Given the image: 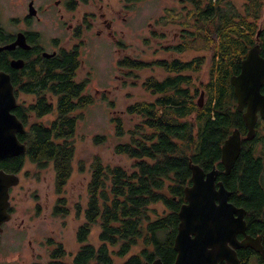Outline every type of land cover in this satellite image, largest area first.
Wrapping results in <instances>:
<instances>
[{
  "label": "trees",
  "instance_id": "1",
  "mask_svg": "<svg viewBox=\"0 0 264 264\" xmlns=\"http://www.w3.org/2000/svg\"><path fill=\"white\" fill-rule=\"evenodd\" d=\"M122 1L124 9L129 10L131 4L143 0ZM176 1L186 9L182 41L165 50L177 54L205 51L208 78L205 82L199 78L205 65L203 56L153 62L127 56L117 60V67L130 77L152 66L165 74L160 80L148 77L141 84L153 97L152 101H139L127 107L129 116L141 119L134 130L125 131L119 118L112 119L117 138L129 135L126 143L114 146V154L132 159L133 171L104 166L94 158L86 189L88 200L85 208L76 206L77 214L84 220L76 233L80 248L71 262L66 263L67 253L56 244L46 264H116L112 255L126 259L132 249L135 251L123 264L154 259L171 264L175 256L177 213L184 203L183 190L191 185L190 163L204 172L216 168L217 180L231 193L229 201L246 211V234L260 237L264 249V155L254 146L263 142L264 122L261 121V133L255 131L251 142L242 141L240 155L229 176H224L220 163L221 146L231 132L237 129L244 137L247 131L236 110L230 78L239 74L242 60L254 45L260 47L264 58V0ZM238 2L241 7L237 6ZM80 65L77 50L62 52L34 74L30 73L34 85L29 92L37 97L35 106L19 104L13 110L28 126L21 136V141H26V154L0 161V169L6 173L20 172L26 158L38 169L52 164L56 194L62 193L72 173L75 151L72 139L79 120L74 113L93 103V98L85 94L89 79L76 80ZM45 92H52L57 100L56 116L48 126L39 122L52 113L54 106L45 98ZM201 92L204 101L199 108L197 97ZM261 93L264 95V84ZM102 141L103 137L94 139L96 145ZM157 205L167 212L158 216ZM10 212H13L11 208ZM67 215L64 200L57 199L53 216ZM95 224L100 230L98 247L87 244L89 231ZM109 247L118 251L111 253ZM237 257L240 264H250L253 258L256 264H264L261 255L251 249L238 250Z\"/></svg>",
  "mask_w": 264,
  "mask_h": 264
},
{
  "label": "rangeland",
  "instance_id": "2",
  "mask_svg": "<svg viewBox=\"0 0 264 264\" xmlns=\"http://www.w3.org/2000/svg\"><path fill=\"white\" fill-rule=\"evenodd\" d=\"M91 1L103 5L104 19L111 22V27L106 29L99 24L101 21L96 19L92 23L94 29L84 33V44L80 49L81 67L76 80L80 82L89 79L85 94L93 98V103L74 113L79 120L72 139L75 149L71 164L72 173L62 193L56 194L52 164L45 169H38L28 159L25 160L26 165L20 173V181L10 193V207L13 212H10V221L2 227L0 264H46L49 261V253L56 244H60L67 253L64 261L70 263L80 248L76 242V233L84 222L80 213L77 214L76 206L85 208L88 200L86 189L94 158H98L104 166H119L128 172L133 171L132 159L114 154V146L126 143L129 135L117 138L112 119L119 118L125 131L134 130L141 119L137 116H129L126 113L127 107L139 101H152L153 97L143 90L141 84L148 77L160 80L165 74L156 66H152L144 71L135 72L137 78L133 74L131 77L127 76L126 71L117 67V60L120 57L127 56L144 62H153L177 58L191 60L203 56L205 65L201 69L199 78L201 82H205L208 78V54L205 51L189 50L177 54L165 50L182 41L186 9L184 10V6L176 0H143L131 4L129 10L124 9L122 0ZM241 5V2L237 3L238 7ZM7 10L6 5L3 13ZM92 10V8L81 10L79 8L76 19L80 21L84 13ZM13 11L18 13L20 8L16 6ZM51 27L49 22L47 26H40V29L51 35ZM62 29L59 24L56 32L66 40L68 34L63 33ZM97 31L100 35L96 33ZM106 35L112 38H104ZM118 42L123 44L124 49ZM17 99L19 103H31L30 96L21 95ZM111 103L113 106L110 105ZM54 111L56 112V109ZM55 116L56 113L45 116L41 122L48 125ZM261 126L262 123L259 133L262 131ZM96 136L103 137V143L96 145L94 143ZM254 146L258 153L264 155V136L263 142H257ZM262 183L264 185V172ZM57 199L64 200L68 211L65 218L55 217L52 214ZM155 207L158 216L167 212L163 206ZM99 233L98 225H93L89 231L87 244L98 247ZM109 250L111 253L118 251L117 248L110 247ZM134 251L135 249H132L128 256ZM112 259L116 264H123L126 261V259H117L115 255H112ZM250 264H256V260L253 258Z\"/></svg>",
  "mask_w": 264,
  "mask_h": 264
},
{
  "label": "water",
  "instance_id": "3",
  "mask_svg": "<svg viewBox=\"0 0 264 264\" xmlns=\"http://www.w3.org/2000/svg\"><path fill=\"white\" fill-rule=\"evenodd\" d=\"M16 68H22V65ZM1 83L5 85L3 94H0V160H3L25 153L26 145L20 143L16 136L23 135L25 130L19 119L12 114L17 102L9 77L3 73L0 74ZM230 83L236 99V110L241 114L247 131L242 137L237 129L233 130L221 146L220 163L226 177L230 175L240 155L242 141H252L258 119L264 120V95L261 93L264 58L260 55L258 45L247 51L239 74L232 76ZM203 96L201 92L199 108L203 105ZM189 170L191 185L183 190L184 203L177 213L173 264H240L237 251L241 249H251L260 254L264 261L260 237L252 238L246 234V211L229 201L231 193L222 181L217 180L216 168L204 172L198 165L190 163ZM18 183L17 175L0 169V237L1 226L11 219L8 212L9 189ZM149 264L162 263L155 259Z\"/></svg>",
  "mask_w": 264,
  "mask_h": 264
},
{
  "label": "flooded vegetation",
  "instance_id": "4",
  "mask_svg": "<svg viewBox=\"0 0 264 264\" xmlns=\"http://www.w3.org/2000/svg\"><path fill=\"white\" fill-rule=\"evenodd\" d=\"M6 5L8 6V10L6 13H3V8ZM16 6L20 8V11L22 10V13H20V11H18V13L13 11ZM79 8L80 10L83 8H92L93 10L84 13L80 21H78V19H76V14ZM103 9V5L99 2L93 3L91 0H0V74L3 73L9 77V84L13 88L17 107L19 104L35 106L37 97L29 92L31 90L30 87L34 85V76L31 74H34L45 62L51 61L62 52L70 53L77 50L80 53L81 46L84 44V33L94 29L92 27L94 20H100L101 23L99 24L105 26L106 29H110L111 22L104 19L105 14L103 13ZM49 22L52 25L51 35H48L45 31L40 29V26H47ZM59 24L63 28L62 32L68 34L66 40H63L56 32V28L59 27ZM96 33L99 34V31ZM107 37L112 38L109 35H106L104 38ZM118 44L120 43L118 42ZM121 48L124 49V47ZM19 65H22V68H16V66ZM27 67L33 70H25ZM42 75H44V73H42ZM4 87L5 85L1 83L0 94H3ZM21 95L30 96L31 103H19L17 98ZM44 96L54 104L52 113L49 115L56 113L54 111L57 102L55 95L52 92H45ZM17 107L14 110H16ZM12 114L15 115V111H12ZM19 121L23 124L21 120ZM31 121L34 122V118ZM52 121H54V119ZM261 121L264 122V120L258 119L256 123V132H258L260 126H258V123H261ZM39 122H41V120H39ZM23 126L26 133L28 126L26 124H23ZM16 136L20 143H25L26 145V141H21L22 135L17 134ZM24 154H26V152L21 155ZM21 155L0 161L16 159ZM25 160L20 172L9 173L17 175L19 181L20 173L24 170L26 165ZM33 165L36 166L35 164ZM14 187L15 186L9 189V194ZM10 208L9 206V213ZM54 208L52 209L53 215ZM4 226L5 224L1 227ZM174 260L175 256L171 264L174 263ZM152 261L148 262L144 260L141 264H149Z\"/></svg>",
  "mask_w": 264,
  "mask_h": 264
},
{
  "label": "bare ground",
  "instance_id": "5",
  "mask_svg": "<svg viewBox=\"0 0 264 264\" xmlns=\"http://www.w3.org/2000/svg\"><path fill=\"white\" fill-rule=\"evenodd\" d=\"M4 140H5V138H4ZM4 140H3V141H4Z\"/></svg>",
  "mask_w": 264,
  "mask_h": 264
}]
</instances>
